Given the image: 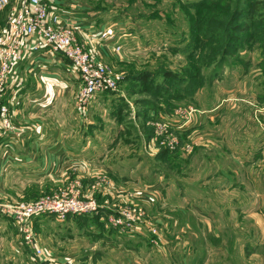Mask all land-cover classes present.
Masks as SVG:
<instances>
[{
  "label": "rangeland",
  "instance_id": "obj_1",
  "mask_svg": "<svg viewBox=\"0 0 264 264\" xmlns=\"http://www.w3.org/2000/svg\"><path fill=\"white\" fill-rule=\"evenodd\" d=\"M72 1L77 18L91 16L94 26L115 29L120 51L96 58L119 77L117 91L97 94L83 118L82 173L71 165L55 183L16 180L22 188L5 190L9 199L0 200L28 202L60 192L94 200L103 215L135 214L134 231L147 237L141 250L157 246L160 237L167 242L189 234L195 263L209 251L213 264H247L249 252H264L255 244L264 239V212L257 210L264 196L254 195L264 192V166L239 163L241 127H248V153L255 158L256 127L264 124V0ZM74 78L71 95L59 98L52 114H41L44 123L81 125L74 118L80 84ZM73 96L76 110L69 107ZM70 135L75 143L79 132ZM209 212L207 225L202 220ZM83 216L43 215L32 222L40 257L21 231L1 229L8 241L0 247L25 259L0 264H110L125 248L86 231ZM96 223L104 232H123L108 220ZM59 256L68 260L58 263Z\"/></svg>",
  "mask_w": 264,
  "mask_h": 264
},
{
  "label": "crops",
  "instance_id": "obj_2",
  "mask_svg": "<svg viewBox=\"0 0 264 264\" xmlns=\"http://www.w3.org/2000/svg\"><path fill=\"white\" fill-rule=\"evenodd\" d=\"M59 2L57 5L59 12L66 13L70 17H78L73 12L74 4L72 0H60ZM7 12L8 9H0V23H3ZM93 24H95L93 17L83 18V42L91 46L95 56L101 61L103 59L102 53L106 54L108 53L107 50L110 49H105L100 45H98L99 47L96 46V42L90 37V34L99 29V26L103 27L104 25L94 26ZM23 51L25 52L23 58L9 73L7 84L1 96V102L9 108L11 123L10 128H0V199L7 201L10 195L7 193L8 198H6L5 190L22 188V184L18 185L15 182L16 180L18 182L31 183L38 181L40 183L43 179H46L55 183L62 180L71 165H76V171L79 173H82L83 169L87 167L86 165L83 166L82 157V152L85 149L83 147V133L86 134L88 130V124L84 125L83 123L85 117L78 111V117L74 115V118L76 120L81 118V125L73 126L69 120L67 126H57L55 123H52V125L44 123L47 118H44L45 115L41 116L42 113L52 114L56 109L57 100L71 95L73 85L78 83L74 78V76H77L76 72L69 67L67 61L62 62L59 57L52 54L43 52L31 56L26 52V48ZM96 97L98 95L94 96L92 100H95ZM101 97V101L106 100L105 95ZM68 101H70V98H68ZM70 102L69 107L74 110L75 96ZM57 106L61 105L57 103ZM69 107L65 106L61 110L67 113ZM261 113L263 112H260V118L264 121V114L261 115ZM73 132H79V137H76L75 143H73L70 135ZM241 133H243L242 141L245 144L242 151L243 158L240 159L239 157L241 166L254 164L255 161H257V165L264 166V124L256 127L258 150L255 158L254 154L249 155L248 153L251 140L248 135V127H241ZM93 170L95 171V168L91 169V171ZM13 177L16 178L13 180ZM249 179L252 180V177H249ZM254 195L262 198L264 192H262V189L256 190ZM257 210L258 212H264V201ZM39 217H35L32 222ZM85 217L89 218L88 221L85 220L86 223H83L86 231L88 230L94 236L118 242L125 248L121 253L111 256L110 264H213L211 263V259H213L211 251L200 257L196 263L194 262V255L192 256V253L187 250L189 249L187 248L189 234H184L178 240H167L168 243L163 240V237H160L157 246L148 244L150 248L141 250L144 242L147 244L146 236L137 234V231L119 233L113 229L107 233L96 223L93 215L83 216V222ZM204 218L205 220L202 221L205 224L209 225L212 222L210 221L211 213L209 217L206 215ZM41 219L43 218H39V220ZM163 224L166 225V223ZM14 226L8 219L0 217V230L3 229L5 232L6 227H12L16 232H19L18 228ZM7 239L6 236H1L0 244L7 243ZM16 240L17 238H15ZM16 243L20 244L19 241ZM258 243L264 248V239L255 242L256 245H259ZM171 244L175 245L176 250L172 249ZM14 248L12 247V251ZM26 257L31 262L34 261L30 255H26ZM246 257L247 264H253L249 261L251 258H254L256 262L259 259L264 261V252H249ZM21 259H25L22 252L13 251L8 253L0 247V262H18ZM55 260L60 263L59 261L65 262L68 258L67 256H59Z\"/></svg>",
  "mask_w": 264,
  "mask_h": 264
},
{
  "label": "built area",
  "instance_id": "obj_3",
  "mask_svg": "<svg viewBox=\"0 0 264 264\" xmlns=\"http://www.w3.org/2000/svg\"><path fill=\"white\" fill-rule=\"evenodd\" d=\"M60 0H0V9H8L0 23V128L11 126L9 108L1 102L9 73L28 55L43 52L67 61L79 79L76 105L81 115L87 114L92 98L105 91H117V78L107 66L99 63L90 45L83 42V20L58 10ZM112 26L99 27L90 37L96 45L120 51L121 42ZM166 128L170 127L165 125ZM171 128V127H170ZM55 193L28 202L10 203L0 200V217L11 221L21 231L23 242L33 248L37 257L42 250L36 245L32 221L37 216L53 215L59 220L69 216L99 214L119 231H134L139 219L134 213L109 210L103 215L94 200L83 201L77 195ZM112 213H111V212ZM136 210H134L135 212ZM111 215V216H110ZM110 217V218H109Z\"/></svg>",
  "mask_w": 264,
  "mask_h": 264
},
{
  "label": "trees",
  "instance_id": "obj_4",
  "mask_svg": "<svg viewBox=\"0 0 264 264\" xmlns=\"http://www.w3.org/2000/svg\"><path fill=\"white\" fill-rule=\"evenodd\" d=\"M122 104V103H121ZM141 104H144V103H141ZM123 106L124 105H121L118 109H119V111H120V109L121 108H123ZM94 220L96 221V222H98V216H94Z\"/></svg>",
  "mask_w": 264,
  "mask_h": 264
}]
</instances>
